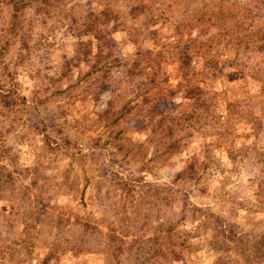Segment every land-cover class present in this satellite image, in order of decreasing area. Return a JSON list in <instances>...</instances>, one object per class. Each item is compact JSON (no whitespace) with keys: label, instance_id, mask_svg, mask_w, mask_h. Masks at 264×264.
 <instances>
[{"label":"rangeland","instance_id":"obj_1","mask_svg":"<svg viewBox=\"0 0 264 264\" xmlns=\"http://www.w3.org/2000/svg\"><path fill=\"white\" fill-rule=\"evenodd\" d=\"M14 1L0 0V264H40L53 244L60 254L49 264H136L159 256L168 221L191 246L173 264H264L249 251L264 247V196L252 195L264 180V0L257 9L249 0L220 1L226 9L217 0ZM88 2L93 16L112 12L104 39L79 33L93 21ZM139 2L145 10L131 17ZM184 50L218 99L191 137L189 122L151 126L180 102L165 87L174 90ZM232 101L254 121L224 111ZM245 126L256 136L243 138ZM179 138L188 155L165 153ZM193 153L207 161L188 178ZM205 213L243 239L205 245L215 234L201 225ZM109 234L133 250L113 259Z\"/></svg>","mask_w":264,"mask_h":264},{"label":"trees","instance_id":"obj_2","mask_svg":"<svg viewBox=\"0 0 264 264\" xmlns=\"http://www.w3.org/2000/svg\"><path fill=\"white\" fill-rule=\"evenodd\" d=\"M218 4L221 8H225L224 6H221L222 3L220 1L222 0H217ZM24 3L23 0H16L14 1L15 8H17V5H22ZM248 7L249 9H257L261 8V6L257 5H262L263 3L261 0H249L248 2ZM90 5V2L87 3L86 5V15H88V18L91 19L92 17V23L91 28L89 24H87V27H82L79 26V28H84L82 29L79 33H83V35H86L87 33L93 37V39L96 38V35H98L101 39H104L107 34H108V25L107 23L113 19L112 12L109 10L108 7H104L101 11H99L98 16H93L92 10L88 7ZM146 5L142 4L139 2L137 6L129 7L128 8V14L131 17H134L136 12L141 13L143 10H145ZM226 9V8H225ZM223 9V10H225ZM221 13V12H220ZM223 13V12H222ZM77 26V23L75 24ZM74 28V27H73ZM102 28V29H101ZM261 37V38H260ZM258 39L264 40V36H259ZM79 44H82L83 41L81 37L78 39ZM192 41V40H189ZM193 43V42H192ZM190 43V44H192ZM236 45L238 46V41L236 42ZM263 46V44H262ZM200 58H204L205 62H208L207 64L212 65V70H216L217 63L212 59L211 57H202V55H197ZM146 60L144 61V64L140 66L136 71H128L129 75H136L137 72H140V70L144 69L146 65H148V59L145 58ZM190 55L188 51H180L175 55V61L177 63V76H176V83L174 84V90L170 89L169 86L165 87V92L167 93L166 96H168V101L170 102V99L174 94L179 93L181 95L180 102L177 104H170V109L165 111L164 114H160V118L157 122L153 123L151 122V126H160L162 123H167L170 126H167L168 131L170 132L171 127L174 125H177L179 122L184 121V122H189V125L185 127L183 131L184 137H191V134L188 132V129L195 130V133H201V129L206 126V113L211 107V105L217 101V92H211L210 90L203 89L200 84L204 83L201 79L204 78L205 72H201L198 74L194 72V69L190 67ZM139 60V59H138ZM135 63V62H134ZM261 62H257L253 65L252 70H256L258 72L259 70V65ZM136 66V63L134 64ZM155 74V73H153ZM256 75V74H255ZM213 77V76H212ZM164 91V90H162ZM264 92V89H263ZM213 100V102H212ZM264 100V98H263ZM212 102V103H211ZM237 105L235 102L227 103L224 105V111L227 110L228 113H231V115H234L237 119L240 117H247V119L252 118L253 121L255 117V113L249 111L246 112L247 115H244L245 113L240 110V108H237ZM236 107V108H235ZM259 114L264 113V103L262 108L258 111ZM224 114V113H223ZM150 116V115H149ZM148 116V118H149ZM147 120V117H144L143 120L140 122H145ZM250 122H248L249 124ZM147 124V123H146ZM237 129L235 128V131ZM245 132H243V138L245 137H255L257 134L258 129L253 128V127H246L245 126ZM188 132V133H187ZM183 138H179L178 140L175 139H169L167 143H165L164 146V152L168 154H180L184 149L185 152L188 151L186 147V141L182 140ZM163 144V143H162ZM161 144V145H162ZM47 145V144H45ZM49 145V144H48ZM57 144H54V147L57 148ZM202 146V145H201ZM238 153H240V150H237ZM231 153V152H230ZM231 154L237 155L236 152H232ZM192 155L191 157H187L185 161V167H184V175H187L186 177H190L192 173L203 163L207 161V155H203V159L199 161V155ZM261 163L264 165V158L261 159ZM141 168H146L143 164L141 165ZM264 180L261 183H258L255 185V191L252 194L255 196L256 201L260 198L261 195L264 196ZM185 206L180 209L179 214L184 212ZM194 211V210H193ZM182 217L180 220H183L185 218V215L180 216ZM203 220L201 221V225L209 224L212 228V230L215 232L212 238L207 240V243L205 245L207 246H212L217 248L221 251L223 250L222 247H227L225 242H230L231 240L236 242L240 241V239H243L241 237V234H234L232 232H228L225 230L224 225L217 219L214 218L213 215L210 213H205V215H201ZM58 218V217H56ZM61 218H58L56 222H61ZM173 225L169 221L167 222V227L165 230V236L163 238H155L154 246L155 248H158L156 250H159V256L155 258L154 251L152 250L151 253L145 254V256L142 259H139V261H136V264H173L177 262H184V255L188 253L191 248V246L187 243V239L185 236L178 237V235L174 232L173 230ZM87 228L88 226L85 225ZM89 228V227H88ZM123 237V236H122ZM108 238V247L112 249L111 251L113 252V259H116V254L119 252H122L123 249L126 251H132V245L130 246L128 243H125L122 238H118L116 234H109L107 236ZM137 240H140V238H136ZM134 241V240H133ZM250 242V241H249ZM136 243V242H133ZM226 246H225V245ZM263 244V242H262ZM261 247V245H260ZM247 249V248H246ZM137 250V248L135 249ZM248 250V249H247ZM249 251H251V255L254 257L255 260H263L264 261V247L261 249H258L256 245L249 247ZM60 254V251L57 247V244H53V246L43 255L42 260L40 261V264H49L50 261H56L58 259V255ZM138 254V253H136ZM149 254V255H148ZM153 254V255H151ZM154 257V258H153ZM220 261V260H219ZM218 264H223L222 261H220Z\"/></svg>","mask_w":264,"mask_h":264}]
</instances>
